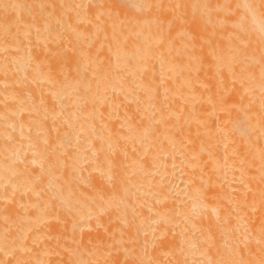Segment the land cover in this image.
Listing matches in <instances>:
<instances>
[{"label": "bare ground", "instance_id": "6f19581e", "mask_svg": "<svg viewBox=\"0 0 264 264\" xmlns=\"http://www.w3.org/2000/svg\"><path fill=\"white\" fill-rule=\"evenodd\" d=\"M0 264H264V0H0Z\"/></svg>", "mask_w": 264, "mask_h": 264}]
</instances>
